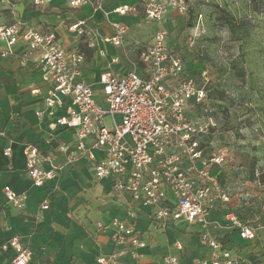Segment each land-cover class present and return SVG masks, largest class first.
<instances>
[{
	"label": "built area",
	"instance_id": "obj_1",
	"mask_svg": "<svg viewBox=\"0 0 264 264\" xmlns=\"http://www.w3.org/2000/svg\"><path fill=\"white\" fill-rule=\"evenodd\" d=\"M50 1L34 0V3L43 5ZM191 1L144 0L145 18L157 24L152 40L140 52L145 68L140 72L133 63V69L122 73L113 68L119 58H112L110 69L100 76L105 104L97 101L93 87L81 78L85 56L78 50L67 49L55 31L24 27L20 21L0 26V59L10 54V46L23 42L28 52L37 54L43 81L50 86L45 98L47 105L53 108L62 106L65 97L71 100L57 124L74 131L78 153L70 152L62 144L65 161L43 168V162L48 160L41 156L37 146L25 145L26 170L35 186H43L65 165L76 162L80 153H88L86 141L91 138L93 145L105 152V158L96 165L97 178L112 176L115 193L130 192L133 199L153 208L155 227L166 228L177 219L202 225L201 241L211 247L212 259H200L197 264H240V257L225 238L210 232L214 226L237 229L246 241L257 237L256 227L241 222L230 210L231 190L220 178L228 161L227 151L206 142L217 130L214 117L206 114L210 76L207 69L197 77L191 76L187 60L168 48L170 32L164 25L167 15L171 10L180 16L188 14ZM85 2L91 0H71L70 5L78 7ZM101 2L98 0L97 6L102 7ZM130 10L128 6L116 8L122 15ZM112 26L114 34L105 40L122 47L128 25L115 21ZM68 29L78 37H90L92 33L85 20L71 24ZM193 106L199 107L203 115H193ZM108 116L112 118V127L105 122ZM0 136H5L1 124ZM11 152L8 146L4 153L9 156ZM5 193L17 207H25L26 193H17L10 187H6ZM218 208L222 210V218L212 221L211 214ZM98 228L112 230L116 249L100 254L97 264H120L126 256L140 258L139 249L145 243L133 225L114 218L99 223ZM175 245L182 248L178 241ZM7 252L11 253L12 264H29L34 254L18 235L0 244V255ZM163 261L180 264L179 256L172 253L164 255Z\"/></svg>",
	"mask_w": 264,
	"mask_h": 264
},
{
	"label": "crops",
	"instance_id": "obj_2",
	"mask_svg": "<svg viewBox=\"0 0 264 264\" xmlns=\"http://www.w3.org/2000/svg\"><path fill=\"white\" fill-rule=\"evenodd\" d=\"M70 1L52 0L38 5L34 0H0V26L20 21L24 27L55 31L67 49L78 50L80 37L68 27L85 20L92 29L88 37L94 54L91 59L85 57L81 78L93 87L97 101L105 104L101 74L110 69L114 57L119 58L113 65L115 70L125 73L133 69L128 51L149 43L157 24L145 18L144 0H101L102 7L97 6L98 0L78 7L71 6ZM120 6L131 10L122 15L116 11ZM173 16L180 15L173 10L168 13L164 23L168 30ZM115 21L128 25L122 47L105 40L113 36ZM10 49V54L0 59V124L5 131V136H0V244L20 236L34 253L29 264H97L100 254L116 249L112 230H100L98 224L118 218L133 225L145 243L139 249V259L126 256L120 264H164L167 253L178 255L180 264L211 260V247L201 241L204 230L200 223L177 219L166 228L155 227L153 208L133 199L130 192L115 193L112 176L97 178L96 165L105 158V152L95 147L91 138L86 141L88 153H80L76 162L65 165L43 186L33 184L26 170L25 145L37 146L48 160L43 168L65 161L62 144L78 153L74 131L57 124L71 100L65 97L62 106L50 108L45 100L50 86L43 81L37 54L28 52L23 42ZM8 146L12 150L9 156L4 153ZM6 187L27 194L24 208L7 199ZM46 204L48 208L43 207ZM221 215L218 208L210 219L221 220ZM210 232L225 238L228 246L238 241L237 232L232 230L212 226ZM177 241L182 248L175 245ZM0 264H12L10 252L0 255Z\"/></svg>",
	"mask_w": 264,
	"mask_h": 264
},
{
	"label": "rangeland",
	"instance_id": "obj_3",
	"mask_svg": "<svg viewBox=\"0 0 264 264\" xmlns=\"http://www.w3.org/2000/svg\"><path fill=\"white\" fill-rule=\"evenodd\" d=\"M223 9L235 16V31L220 18ZM172 19L169 50L196 67L204 65L211 84L226 92L224 97L219 93L209 96L206 114L214 117L217 130L206 142L227 151L226 186L233 201L240 200V206L247 203L248 214L241 217L257 227V243L262 245L264 186L249 180V165L256 158L258 170H264V1L192 0L188 14ZM189 20L193 26L188 25ZM200 56H206L209 62L199 59ZM191 112L203 115L198 107H191ZM105 122L112 127L110 116ZM252 199L258 201L248 203ZM237 237L242 243L248 242L238 233ZM248 247L242 248L246 251Z\"/></svg>",
	"mask_w": 264,
	"mask_h": 264
},
{
	"label": "trees",
	"instance_id": "obj_4",
	"mask_svg": "<svg viewBox=\"0 0 264 264\" xmlns=\"http://www.w3.org/2000/svg\"><path fill=\"white\" fill-rule=\"evenodd\" d=\"M262 1H264V0H262ZM222 12L223 13H222V16H220V18L222 19L223 23L228 25V27L232 31H235L238 28V23H237L235 16H233V14H231V12H229L226 9H223ZM190 19H193L192 16ZM188 25L193 26L194 23L191 20H189ZM144 45L145 44H138L135 46L133 51H128L129 59L139 69L145 68V65L140 61V58H139L140 52H141L142 48L144 47ZM78 51L81 54H83L85 57H87L88 59H91L93 57L94 51L89 46V37L87 35H82L80 37L79 43H78ZM199 59L204 60L206 62H209L206 56H200ZM187 63H188V70L190 71V75L193 77H197L198 74L203 69H205L204 65L196 67L194 64H192V62L190 60H187ZM218 70L223 71V68H218ZM207 88L209 89V96L210 97H214L215 93H219L221 95V97H224L226 95V92L222 88H218L216 85L211 84L210 81L207 83ZM224 169H225V165L223 166L222 171L220 172V178H221L222 184L226 186L227 185V183H226L227 179L226 178L228 176H226L227 174L225 173ZM249 180L252 181V184H258L259 186H264V170H260V171L258 170L256 158H253L250 162V165H249ZM252 201L255 202L258 200L252 199V200H249L248 203H251ZM229 207H230V210L236 214V216L238 217V219L241 222H243L245 224L254 225L250 222V220H247V219L243 220L241 217L245 213H246V215L248 214L246 212V209L248 207L247 203L243 204V206H240V200L235 198L234 201L229 205ZM261 208L262 207H260V209ZM262 212L260 211L261 215L263 214ZM256 230H257V227H256ZM232 232L233 233L237 232L239 234L237 229H233ZM258 240L259 239L256 237L254 240H250V241L245 242V243H242V241H234L232 243V245L230 246V249L234 252V254H236L240 257V264H264V244L258 245V243H257ZM244 246H247V247L249 246L250 248L248 247V248H246V251H244V249L242 248ZM242 252H244V253H242Z\"/></svg>",
	"mask_w": 264,
	"mask_h": 264
},
{
	"label": "water",
	"instance_id": "obj_5",
	"mask_svg": "<svg viewBox=\"0 0 264 264\" xmlns=\"http://www.w3.org/2000/svg\"><path fill=\"white\" fill-rule=\"evenodd\" d=\"M99 32H101V29H99Z\"/></svg>",
	"mask_w": 264,
	"mask_h": 264
}]
</instances>
